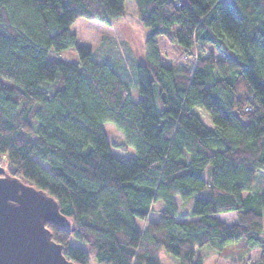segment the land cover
<instances>
[{
  "label": "trees",
  "instance_id": "16d2710c",
  "mask_svg": "<svg viewBox=\"0 0 264 264\" xmlns=\"http://www.w3.org/2000/svg\"><path fill=\"white\" fill-rule=\"evenodd\" d=\"M125 3L0 0V166L55 199L68 223L47 227L75 264H204L233 245L230 264H264V0H135L138 101L71 30L110 27ZM71 47L78 61L60 60ZM106 123L135 158L115 157Z\"/></svg>",
  "mask_w": 264,
  "mask_h": 264
},
{
  "label": "rangeland",
  "instance_id": "374dc122",
  "mask_svg": "<svg viewBox=\"0 0 264 264\" xmlns=\"http://www.w3.org/2000/svg\"><path fill=\"white\" fill-rule=\"evenodd\" d=\"M71 30L77 36V46L89 48L93 53L94 60L108 64L118 73L130 86L132 100L138 101L140 93L136 85V72L138 65L145 62V43L149 35V29L138 19L135 0H126L125 16L114 20L110 27L96 21L80 18L75 22ZM58 58L67 62L78 61L76 47L67 49ZM163 61L165 65H171L170 61L164 56ZM194 110L207 126L213 127L209 115L203 108L197 107ZM105 130L115 157L122 160L136 157L135 149L127 144L124 135L114 124L106 123ZM260 175L263 177L260 184L264 185V172H259L257 176ZM176 202L179 210L188 209L189 205L192 208V199L191 202H188V205L183 203L178 197ZM153 208L154 212L149 218L157 221L160 216L157 211L162 209L163 205L158 203ZM218 217L227 224H232L236 221L234 213L219 215ZM137 225L142 230L146 226V222L137 220ZM72 243L77 244L74 240ZM237 250L236 246H229L225 254L219 256L211 246H207L200 250L198 254L204 259V264H230L231 258L239 256L240 252ZM259 256L260 251L258 250H252L247 254V257L253 260L258 259ZM91 264L96 263L91 262ZM161 264H176V262L171 255L163 252L161 254Z\"/></svg>",
  "mask_w": 264,
  "mask_h": 264
},
{
  "label": "water",
  "instance_id": "95a60500",
  "mask_svg": "<svg viewBox=\"0 0 264 264\" xmlns=\"http://www.w3.org/2000/svg\"><path fill=\"white\" fill-rule=\"evenodd\" d=\"M67 223L53 197L0 166V264H75L47 227Z\"/></svg>",
  "mask_w": 264,
  "mask_h": 264
}]
</instances>
